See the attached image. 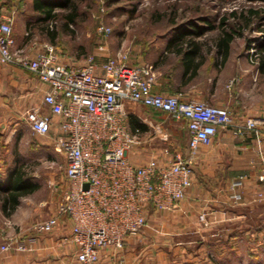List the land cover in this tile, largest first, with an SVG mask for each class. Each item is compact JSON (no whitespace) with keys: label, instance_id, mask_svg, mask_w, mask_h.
I'll return each instance as SVG.
<instances>
[{"label":"built area","instance_id":"obj_1","mask_svg":"<svg viewBox=\"0 0 264 264\" xmlns=\"http://www.w3.org/2000/svg\"><path fill=\"white\" fill-rule=\"evenodd\" d=\"M13 19L0 8V65L17 66L34 75L46 88L42 107L23 113L29 130L50 137L54 152L64 158L67 187L57 204L56 213L33 225L36 235L52 233L63 220L71 223L68 241L76 247L80 264H99V251L119 250L127 237L138 234L146 225L149 210L177 208L192 183V165L198 149L208 145L218 129L233 124L231 111L203 101L179 100L178 96L153 93L155 78L146 65L132 64L127 49L97 64L93 56L81 64H61L53 46L29 54L16 47L12 37ZM111 30L97 28L102 43ZM127 103L159 110L181 122L188 136L185 156L169 163L135 166L127 152L143 142V130L131 127ZM264 133V117L247 118L242 129ZM154 131L151 138L161 137ZM264 139V135H263ZM263 190L255 194L264 202V172L257 177ZM243 180L230 185L231 199L241 201ZM1 251L28 253L32 238L21 239L0 228Z\"/></svg>","mask_w":264,"mask_h":264},{"label":"rangeland","instance_id":"obj_2","mask_svg":"<svg viewBox=\"0 0 264 264\" xmlns=\"http://www.w3.org/2000/svg\"><path fill=\"white\" fill-rule=\"evenodd\" d=\"M32 3L33 0H22L18 6L17 28L12 34L18 40L15 43L31 55L51 45L59 63H83L93 56L92 51L103 40L97 34V28L103 25L111 30L106 42L112 51L127 49L132 64H155L166 46L178 42L174 41L177 35L197 30L196 26L204 30L203 35H183V38L201 44L207 51L213 50L221 34L233 33L227 66L220 58H214V62L218 73L227 67L233 73L232 63L237 62L239 71L247 70L248 75L241 80L246 86L242 96L251 98L264 85V76L254 69L259 57H264V0H56L50 20H44L41 12L34 11ZM229 78L233 76L229 74ZM126 110L150 122L149 126L138 122L143 130L141 145L169 147L180 141L175 125L181 122L166 113L134 103ZM159 123L162 136L151 138ZM169 128L173 129L172 137ZM45 139L33 134L23 118L0 121V187L5 188V179L14 169H21L38 186L20 199L10 216H5L0 209V228L8 234L18 235L16 222L48 215L47 210L57 206L67 187L64 158L54 152L49 142L45 144ZM252 204L258 206L256 213L247 214L243 219L245 225L239 226L243 231L248 230L247 233L235 231L239 236L225 241V232L212 248L185 245L180 256L191 261L190 264H264V204ZM148 212L152 214L154 210ZM198 250L201 253L194 255Z\"/></svg>","mask_w":264,"mask_h":264},{"label":"crops","instance_id":"obj_3","mask_svg":"<svg viewBox=\"0 0 264 264\" xmlns=\"http://www.w3.org/2000/svg\"><path fill=\"white\" fill-rule=\"evenodd\" d=\"M21 2L22 0H0L1 12L12 16V34L17 28L15 14ZM101 42L92 51L97 64L103 63L108 57H114L116 53L108 44L104 49H99ZM16 47L19 46L16 44ZM174 49L166 46L155 64H142H147L153 72L155 85L152 91L165 96H178L183 102L203 101L216 107H226L232 113L233 124L218 129L208 145L199 147L198 156L192 165L191 186L177 208L154 211L152 214L148 212L144 228L138 234L127 237L121 249L104 248L99 251V264H190L191 261L180 256L183 246H209L225 236V232V241L236 239L241 234H236L237 226L245 225L243 219L246 215L257 211L258 206H252V203L258 202L255 194L263 190L257 177L264 172V133L257 135L254 131L243 129L242 135H236L235 131L242 129L247 118L264 117V85L257 90L258 94L246 98L241 95L246 87L241 80L248 74L244 68L239 71L238 62L232 63L233 73H229L228 67L226 71L218 73L213 50L207 51L202 47V62L198 67L187 70L184 57ZM78 64L81 63H76ZM223 64L227 66L228 61L225 60ZM254 69L257 72V66ZM229 74L233 76L232 79ZM261 75L264 76L262 73ZM0 83L3 85L0 88V121L13 117L22 119L27 109L42 107L46 87L34 75L14 65L0 66ZM130 104L127 103L125 107ZM132 113L135 116L129 115L137 122L150 125L148 119ZM160 125L161 123L155 126V131L162 135ZM175 126L180 137L175 146H134L127 152L128 160L135 166L149 163L163 165L175 156H185L188 150L186 128L182 123ZM169 129V136L172 137L173 129ZM165 133L168 132L165 130ZM45 140V144L50 143V137ZM170 142L173 145L172 139ZM240 179L243 180V185L238 192L241 193L242 200L237 202L231 199L229 189L234 181ZM56 208L57 206L48 209V215L16 222L18 237L33 239L32 251L21 253L0 249V264H80L75 258V245L68 241L71 233V223L68 220L61 221L50 234L36 235L33 231V225L54 215ZM2 243L0 239V246ZM200 253L201 250H198L194 255Z\"/></svg>","mask_w":264,"mask_h":264},{"label":"trees","instance_id":"obj_4","mask_svg":"<svg viewBox=\"0 0 264 264\" xmlns=\"http://www.w3.org/2000/svg\"><path fill=\"white\" fill-rule=\"evenodd\" d=\"M56 0H33V10L40 13L44 20H50L53 18V9L55 7L54 3ZM60 1H70V0H60ZM61 3V2H60ZM63 5L62 3L59 4ZM197 30H190L187 34L177 35L174 41L171 42L168 46L174 47L177 54L184 57L185 68L188 70L190 68H196L199 66V63L203 60L202 54V45L194 42L191 39L184 40L185 35L190 36H198L204 34V30L195 26ZM184 35V36H183ZM234 39V35L232 32H224L221 36L216 40L213 48L214 58L222 59L225 61L229 56L231 43ZM177 47V49H176ZM249 50V49H248ZM196 61V64L193 62ZM256 65L258 70L264 75V57H259L256 61ZM154 93V92H153ZM152 109V108H151ZM154 110V109H152ZM159 111V110H155ZM161 112V111H159ZM164 113V112H163ZM130 126L140 127L142 126L134 119L132 116H129ZM38 188L37 185L31 183L25 173L21 169H14L9 172L8 176L5 179V188L0 187V209L5 216H10L17 206L19 205V201L22 197H25L31 193H33ZM241 224L237 226V230L242 232L240 229ZM255 230V228H250ZM256 229H259L257 227ZM214 244L209 245L208 247H213Z\"/></svg>","mask_w":264,"mask_h":264}]
</instances>
